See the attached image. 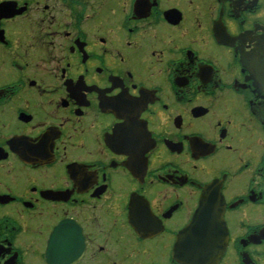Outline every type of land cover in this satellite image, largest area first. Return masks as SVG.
<instances>
[{"label": "flooded vegetation", "instance_id": "obj_1", "mask_svg": "<svg viewBox=\"0 0 264 264\" xmlns=\"http://www.w3.org/2000/svg\"><path fill=\"white\" fill-rule=\"evenodd\" d=\"M201 208L264 264V0H0V264H194Z\"/></svg>", "mask_w": 264, "mask_h": 264}, {"label": "water", "instance_id": "obj_2", "mask_svg": "<svg viewBox=\"0 0 264 264\" xmlns=\"http://www.w3.org/2000/svg\"><path fill=\"white\" fill-rule=\"evenodd\" d=\"M215 210L201 208L184 232L189 235V259L194 264H209L225 248L223 223ZM224 245V246H223Z\"/></svg>", "mask_w": 264, "mask_h": 264}]
</instances>
